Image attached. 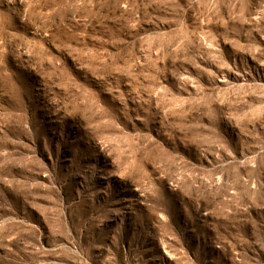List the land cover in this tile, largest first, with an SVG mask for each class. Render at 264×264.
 Masks as SVG:
<instances>
[{
	"label": "rangeland",
	"instance_id": "1",
	"mask_svg": "<svg viewBox=\"0 0 264 264\" xmlns=\"http://www.w3.org/2000/svg\"><path fill=\"white\" fill-rule=\"evenodd\" d=\"M0 264H264V0H0Z\"/></svg>",
	"mask_w": 264,
	"mask_h": 264
}]
</instances>
